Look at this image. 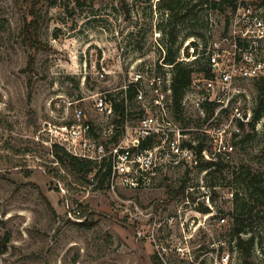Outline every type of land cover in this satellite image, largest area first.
<instances>
[{"label":"rangeland","instance_id":"1","mask_svg":"<svg viewBox=\"0 0 264 264\" xmlns=\"http://www.w3.org/2000/svg\"><path fill=\"white\" fill-rule=\"evenodd\" d=\"M168 1L0 0V264H264V224H254L260 243L247 257L229 228L234 176L246 167L264 173V112L233 138L231 158L220 155L207 168L213 144L201 117L194 108L174 109L185 146L205 147L178 162L157 161L139 188L101 184L97 162L56 158L67 151L47 127L73 116L69 99L83 96L87 118L99 123L93 92L120 87L145 64L163 70L157 60L170 45ZM228 14L214 9L210 37L208 23L205 30L182 21L173 47L188 54L193 37L229 54ZM193 31H205V39ZM260 78L237 81L253 109L264 98Z\"/></svg>","mask_w":264,"mask_h":264},{"label":"built area","instance_id":"2","mask_svg":"<svg viewBox=\"0 0 264 264\" xmlns=\"http://www.w3.org/2000/svg\"><path fill=\"white\" fill-rule=\"evenodd\" d=\"M213 2L230 9L226 27L234 34V49L228 54L217 42L199 45L193 37L185 42L190 52L185 54L181 50L177 60L191 63L205 57L211 74L194 73L182 100V109L194 108L201 117L203 130L213 144V152L204 151L205 155L213 159L218 154L231 158L235 147L233 138L238 139L253 119V107L248 106V96L237 81L264 78V0H206L208 37L214 25ZM227 40L225 36L223 41ZM166 47L162 46L163 52L157 60L163 70L145 64L132 71L120 87L92 93L93 110L99 116V123L87 118L85 108L79 104L85 99L83 96L68 100L67 108L74 107V110L72 117L66 116V123H48L47 131L55 146L61 145L82 159L111 162L109 186L112 189L118 185L139 188L148 173L156 172L157 161L178 162L196 151V143L188 147L182 141L183 129L174 114L173 64L165 60ZM97 77L104 80L106 70L99 71ZM130 87L135 89L133 101L141 106L139 111L133 109L128 94ZM116 98L124 99L126 107L121 124L117 120ZM136 115L139 116L137 123L130 124V118Z\"/></svg>","mask_w":264,"mask_h":264},{"label":"trees","instance_id":"3","mask_svg":"<svg viewBox=\"0 0 264 264\" xmlns=\"http://www.w3.org/2000/svg\"><path fill=\"white\" fill-rule=\"evenodd\" d=\"M206 0H170L168 1V6L170 8V13L168 15L166 23L168 28L164 29L165 36H167V41L170 43L168 46V52L166 55V62L173 64V97H174V109L175 112H180L182 110V100L188 90L194 73L203 71L206 75H210V69L206 58H198L191 63L178 61L177 57L180 53L179 48H174L176 42H178L179 33L177 25L182 21H190L191 25H199L200 27L208 28L207 21L205 18L207 8L204 6ZM214 9H219L220 11H226L227 7L223 4L212 3ZM227 26L229 24V16H226ZM33 20L30 21L32 23ZM227 28V27H226ZM196 29V28H195ZM190 35H197L203 39L206 37L205 31H193ZM208 41V40H207ZM206 41V42H207ZM167 42V43H168ZM197 46L198 44L194 42ZM197 49V48H196ZM264 82V78H260ZM128 94L130 101H133L135 95V89L130 87L128 89ZM120 97V96H119ZM115 106L118 112V123L121 124L125 120L126 107L124 99L116 98ZM264 112V98L260 99L257 107L253 109V119L250 122L252 129L255 128L256 122L262 117ZM150 143V141H147ZM148 144V143H146ZM144 144V146L146 145ZM186 145V143H184ZM190 146L192 143L188 142ZM205 144L199 142L195 145L197 154H201ZM70 156L71 162L79 164L81 167L90 165L94 161L82 159L80 157L74 156L69 152H65V155L56 153V158L62 162H66V158ZM220 154H218V157ZM220 164L219 160L210 159L203 162L202 166L207 168L216 167ZM112 172V164L108 161H103L98 163V168L95 172V177L101 178V184L110 182ZM234 181L237 182L236 187L232 190V205L230 207L229 214L231 216L230 221V232L234 239L236 240V246L241 251L244 256L250 255L251 250L255 248V245L260 243L259 234L254 226L255 223L264 224V173L253 171L250 167L242 168L236 176H234ZM263 205L260 208L259 204ZM208 207L205 211H209ZM225 218V217H223ZM5 245V243H4ZM264 253V248L261 247ZM193 264V263H191Z\"/></svg>","mask_w":264,"mask_h":264}]
</instances>
